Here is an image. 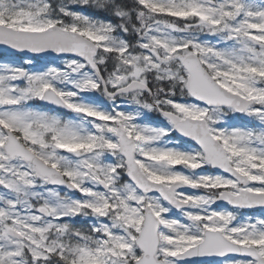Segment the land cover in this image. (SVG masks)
Masks as SVG:
<instances>
[{"label": "snow or ice", "instance_id": "1", "mask_svg": "<svg viewBox=\"0 0 264 264\" xmlns=\"http://www.w3.org/2000/svg\"><path fill=\"white\" fill-rule=\"evenodd\" d=\"M221 261L264 264V0H0V264Z\"/></svg>", "mask_w": 264, "mask_h": 264}, {"label": "rangeland", "instance_id": "2", "mask_svg": "<svg viewBox=\"0 0 264 264\" xmlns=\"http://www.w3.org/2000/svg\"><path fill=\"white\" fill-rule=\"evenodd\" d=\"M255 214H258V213H255ZM221 264H222V261H221Z\"/></svg>", "mask_w": 264, "mask_h": 264}]
</instances>
